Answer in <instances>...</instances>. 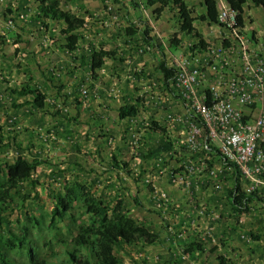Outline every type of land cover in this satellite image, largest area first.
Wrapping results in <instances>:
<instances>
[{
	"label": "crops",
	"instance_id": "1",
	"mask_svg": "<svg viewBox=\"0 0 264 264\" xmlns=\"http://www.w3.org/2000/svg\"><path fill=\"white\" fill-rule=\"evenodd\" d=\"M86 10H73L87 21L75 31L82 37L70 50L62 23L45 21L37 2L0 0L1 135L17 141L14 148L28 149L8 157L36 149L30 159L45 157L40 165L56 172L57 180L62 174L77 176L76 164L82 161L89 165L94 192L96 186L103 190L104 173L121 177L118 188L120 181L126 183L124 176L132 178L138 196L131 200L127 195L128 214L161 234L160 242L137 246L141 264H149L148 259L159 264H264V198H254L245 209L235 206V172L221 156L219 140L210 138L202 123L200 147L189 148V126L182 120L191 111L160 69L164 61L171 67L166 51V59L140 52L150 38L138 36L139 30L128 38L120 34L122 27L102 29ZM100 48L114 49L115 55L93 69L94 51ZM24 85L45 95L44 106L35 104L32 93L19 92ZM83 86L89 90L86 96ZM127 104L137 112L121 117ZM81 145L88 154L80 155ZM205 160L215 167V177L208 171L187 173L188 165ZM179 175L185 179L178 181ZM240 186L243 191L241 180ZM192 242L201 243L202 250L186 251Z\"/></svg>",
	"mask_w": 264,
	"mask_h": 264
},
{
	"label": "rangeland",
	"instance_id": "2",
	"mask_svg": "<svg viewBox=\"0 0 264 264\" xmlns=\"http://www.w3.org/2000/svg\"><path fill=\"white\" fill-rule=\"evenodd\" d=\"M219 10L224 6L227 0H217ZM65 8L68 5H63ZM73 10L80 12L81 9L87 7L91 11L89 19H95L93 23L97 25L102 24L104 27L120 28V34L123 36L126 34L128 38H134L137 36V30H139L142 38H150L155 40L156 44H162V50L166 51L170 62L178 56H183L189 52H199L201 55L208 45H229L228 41H224V37L233 33L225 29L224 23L222 28L217 26V23H212L207 17L205 1L204 0H184L183 4H177L174 2L157 3L153 6H148L146 0H89L83 2L78 0L71 4ZM102 9L97 14L99 9ZM191 21L192 29L188 28L189 22ZM240 35L248 40V44L252 47L257 42L264 43V7L256 5L253 0H247L245 4V24L241 28ZM223 37H221V32ZM226 31V32H225ZM197 34H202L204 41L207 46L204 48L200 44V37ZM119 35V36H121ZM180 39L181 42L177 47L172 45V39ZM196 43V46H193ZM199 46V47H198ZM195 47H198L196 49ZM161 48L157 46L154 50L148 51L155 54L165 55L161 51ZM165 58V56H164ZM166 59V58H165ZM232 73L238 71L242 67V58L238 51H235L231 55ZM207 79L203 85V91L209 88V85L213 82V74L207 71ZM248 111H251L250 109ZM10 139L7 141V135L2 134L0 136V164L5 161H10L11 154L15 151L25 152L26 147H19V143ZM82 149L79 151L80 155L88 154L83 151L84 146H80ZM36 151V149H35ZM34 151V152H35ZM32 150L29 149L26 154L29 158L30 155H34ZM45 152V151H44ZM42 151V154L44 153ZM43 157L39 162L36 171L33 174L32 180L25 181L18 185L17 189L13 192L16 193L15 200L11 204V208L4 211L2 214L10 224L0 223V236H10L9 227L13 232H20L21 228L26 224L31 225L27 220V214L33 215L36 219L44 221L42 227L33 226L31 228V240L34 249L35 261L45 259L47 264H65L70 259V254L75 251L76 245L73 242V238L77 234V225L83 220L88 218L85 207L82 203L76 204V209L73 211L78 222L74 224L69 218L59 221L56 216L53 215V208L58 201V194L64 190V184L75 179L81 181H90L88 171L84 162L79 161L76 165V169L79 173L71 171L74 176L70 174H62L61 179L57 180V176L50 170V167L46 168L45 165H40L45 162ZM89 166V165H88ZM70 169V168H69ZM70 171V170H69ZM41 175V176H40ZM44 176V177H43ZM129 177V175L127 174ZM119 175L115 173H104L101 178L105 184L103 192L100 186H96L95 192L97 195L104 197L108 202H112L117 197H124L128 201V209H130L131 198L138 196V193L133 188V179L123 177L122 183L120 181V187L118 188L117 181ZM121 177H119L120 179ZM134 178V177H133ZM42 179V180H41ZM124 184V186H123ZM94 189V187H93ZM132 189L134 193L132 194ZM122 193H121V192ZM117 195L115 196V194ZM123 194L125 196H123ZM127 195H130V199ZM132 210V207H131ZM118 256L121 259L122 264H141L140 255L137 247H124L116 250ZM82 255L88 254L86 249L80 250ZM144 255V254H143ZM149 255V254H148ZM154 256V255H153ZM17 261H25L26 264H34L29 262V257L26 255H14ZM148 258V257H147ZM149 264H159L154 260L148 259ZM147 264V262H145Z\"/></svg>",
	"mask_w": 264,
	"mask_h": 264
},
{
	"label": "trees",
	"instance_id": "3",
	"mask_svg": "<svg viewBox=\"0 0 264 264\" xmlns=\"http://www.w3.org/2000/svg\"><path fill=\"white\" fill-rule=\"evenodd\" d=\"M27 1V0H26ZM38 3L39 12L46 20L57 21L62 23L60 31L66 36V47L70 50L77 48L78 42L82 35L75 32L86 23V18L79 16L72 9L65 8L63 5H71L78 0H34ZM84 1V0H83ZM174 2L183 4L184 0H146L148 6H153L157 3ZM207 17L212 23H219V7L217 0H204ZM231 7L237 11L236 26H244L245 24V4L247 0H227ZM256 5L264 7V0H253ZM89 16L90 10H86ZM188 28L192 29L191 21ZM200 37V44L206 47L207 43L203 39L202 34H197ZM181 40L174 37L172 45L177 47ZM157 46L162 50V44L157 43ZM199 47V46H198ZM164 54V51H161ZM114 49H104L94 51L92 66L93 69L101 67L104 64V59L109 56H114ZM160 69L164 72L166 79L174 77V69L167 65L164 61ZM19 92L23 94L32 93L34 102L37 106H44L45 95L38 90H33L23 86ZM209 97L210 93H208ZM211 99V98H210ZM137 110L132 105H125L120 110V116L126 117L135 115ZM0 136L1 128H0ZM226 160V159H225ZM227 164L228 161L226 160ZM39 162L36 159H30L28 156L19 152L11 161H5L0 164V223L10 224L2 214L7 209L11 208L12 202L15 200L18 185L32 180L33 174L36 171ZM118 163L115 162L114 166ZM123 166L128 170V162L123 161ZM236 175V193L234 195V204L240 209L247 208L245 204L252 201L254 198L263 199L258 193L246 194L241 190L240 178L241 174L238 168H234ZM33 181V180H32ZM93 184L89 181H81L75 179L64 184V190L58 194V201L53 208V215L59 221L70 219L78 222V217L74 214L76 204L82 203L85 207L88 218L77 225V234L73 238V242L77 246L75 251L70 254V259L65 264H122L116 250L118 248H126L129 246L137 247L141 243L155 244L161 241V234L152 230L144 222L128 214V201L124 197H120L112 202H108L104 197L97 195L93 191ZM138 202V199H136ZM244 205V207H242ZM27 220L31 225L26 224L21 228L20 232H13L9 227L10 236H0V264H26L25 261H17L14 255H26L29 257V262L34 264H47L45 259L35 261L34 249L31 240V228L33 226L42 227L44 221L36 219L33 215L27 214ZM86 249L87 254L82 255L80 250ZM198 248L202 250L201 243L192 242L185 248L186 251L194 254V250ZM138 249V247H137ZM219 264H223L222 261Z\"/></svg>",
	"mask_w": 264,
	"mask_h": 264
},
{
	"label": "built area",
	"instance_id": "4",
	"mask_svg": "<svg viewBox=\"0 0 264 264\" xmlns=\"http://www.w3.org/2000/svg\"><path fill=\"white\" fill-rule=\"evenodd\" d=\"M219 12L217 26L222 28L224 23L226 30L233 31L224 37L229 45H208L201 55L189 52L170 62L174 69L173 87L191 111L182 120L189 126L186 143L191 150L200 147L198 138L202 129L198 122L202 123L208 136L219 140L220 154L229 167L239 169L243 191L258 193L264 198V43L257 42L251 47L240 35L241 26H236L237 11L228 1ZM220 36L223 37L222 32ZM156 47L155 40H150L139 50L144 53ZM235 51L241 55L242 67L232 73L231 55ZM207 71L213 74L214 80L203 91ZM82 93L88 95V88L83 86ZM244 107L251 111H245ZM186 171L217 175L215 167L206 160L199 165H188ZM184 179L185 175L177 178Z\"/></svg>",
	"mask_w": 264,
	"mask_h": 264
}]
</instances>
